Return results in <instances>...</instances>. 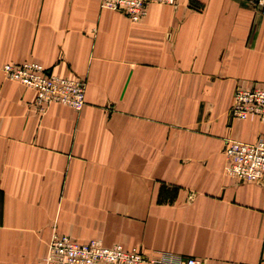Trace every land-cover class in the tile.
<instances>
[{
	"label": "crops",
	"instance_id": "1",
	"mask_svg": "<svg viewBox=\"0 0 264 264\" xmlns=\"http://www.w3.org/2000/svg\"><path fill=\"white\" fill-rule=\"evenodd\" d=\"M36 62L87 81L80 112L3 74ZM238 88L264 89L251 0L152 4L137 23L97 0H0V264H38L53 232L210 264H264V177L225 173ZM166 264V263H165Z\"/></svg>",
	"mask_w": 264,
	"mask_h": 264
},
{
	"label": "built area",
	"instance_id": "2",
	"mask_svg": "<svg viewBox=\"0 0 264 264\" xmlns=\"http://www.w3.org/2000/svg\"><path fill=\"white\" fill-rule=\"evenodd\" d=\"M105 10L120 12L137 23L152 4L173 5L175 0H97ZM264 16V0H251ZM2 71L7 80L17 82L35 92L41 108L51 104L67 106L80 112L85 106L87 81L80 77H62L36 62L6 64ZM235 120L255 117L264 122V89L238 88L229 110ZM225 173L244 182H259L264 177V138L254 143L230 141L223 151ZM143 258L135 251L120 246L105 247L96 240L78 243L66 235L53 232L44 257L38 264H140ZM169 260V259H168ZM169 264V261L163 264ZM178 264H210L188 258Z\"/></svg>",
	"mask_w": 264,
	"mask_h": 264
},
{
	"label": "rangeland",
	"instance_id": "3",
	"mask_svg": "<svg viewBox=\"0 0 264 264\" xmlns=\"http://www.w3.org/2000/svg\"><path fill=\"white\" fill-rule=\"evenodd\" d=\"M231 108V107H230ZM230 110V109H229ZM228 115L230 116V114H229V111H228ZM231 118V117H230ZM230 141H232V140H226V142L224 143V147H223V151H224V149H225V147L227 146V144L230 142ZM57 233V232H56ZM59 234V233H58ZM60 235H64V234H60ZM66 236H68V235H66ZM69 237V236H68ZM71 238V237H70ZM72 239V238H71ZM74 240V239H73ZM91 240H96V241H98L101 245H103V246H105V247H112V246H120L123 250H125V251H135V252H137L142 258H143V260H142V262L140 263V264H163L164 262H166V261H169L168 259H169V254H165V253H163V252H159L158 254H156V255H151V256H149L148 254H146L145 252H143V250L140 248V247H138V246H132V247H129V248H127V247H125V246H123L122 244H114V245H111V246H107V245H105L103 242H102V240H100V239H91ZM91 240H88V241H86V242H89V241H91ZM49 242V241H48ZM77 242V241H76ZM86 242H78V243H86Z\"/></svg>",
	"mask_w": 264,
	"mask_h": 264
}]
</instances>
